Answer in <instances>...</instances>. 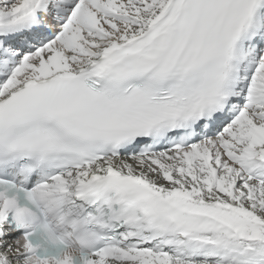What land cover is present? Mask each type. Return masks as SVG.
Wrapping results in <instances>:
<instances>
[{
  "label": "snow or ice",
  "instance_id": "1",
  "mask_svg": "<svg viewBox=\"0 0 264 264\" xmlns=\"http://www.w3.org/2000/svg\"><path fill=\"white\" fill-rule=\"evenodd\" d=\"M0 264H264V0H0Z\"/></svg>",
  "mask_w": 264,
  "mask_h": 264
}]
</instances>
